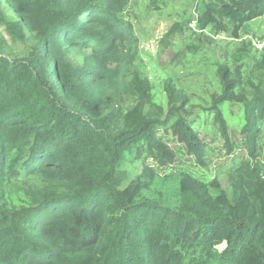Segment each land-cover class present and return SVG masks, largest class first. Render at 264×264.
Segmentation results:
<instances>
[{"label":"trees","instance_id":"1","mask_svg":"<svg viewBox=\"0 0 264 264\" xmlns=\"http://www.w3.org/2000/svg\"><path fill=\"white\" fill-rule=\"evenodd\" d=\"M130 2L0 0V25L27 47L11 53L0 32V264H264V50L243 71L253 47L242 32L264 0H189L161 39L186 53L202 52L191 35L237 46L234 65L214 62L202 109L229 155L239 147L220 106L239 105L246 153L209 181L163 138L211 167L186 93L149 76Z\"/></svg>","mask_w":264,"mask_h":264},{"label":"rangeland","instance_id":"2","mask_svg":"<svg viewBox=\"0 0 264 264\" xmlns=\"http://www.w3.org/2000/svg\"><path fill=\"white\" fill-rule=\"evenodd\" d=\"M186 1L188 2L185 4ZM130 3L132 7L130 19L133 23V31L138 36L139 49H141L144 59L149 63V76L154 80L156 86H158V79L160 77L171 78L174 80L175 85L186 93L189 102L184 116L194 122L192 123L193 128L197 129L200 137L206 143V151L211 162V167L209 169L195 167L192 157L185 152L183 145L175 139L170 131L165 133L163 138L177 153L176 162L178 166H184L194 176L209 181L218 171V166L224 167L236 155L245 156L246 153L242 135L238 131L240 125L244 122L241 107L229 102H224L220 106L229 122L232 141L239 147V149H236L235 152L229 155L225 152L223 140L216 132L215 126H212L211 116L205 115L202 109V107L208 106L210 103L209 94L213 93L216 89L214 62L225 60L234 65L233 53L237 48L235 41L225 35H220L219 37H213L219 40L218 42L208 43L202 37L191 35L189 36V41L198 45L202 49V52L186 53L183 50L178 52V48L176 47L178 42L177 36L172 37L170 42L165 38L163 41L161 39L173 21L179 19L183 10L191 11V2L189 0H171V7L162 9L160 12L155 10L154 7L147 6L148 0H132ZM156 13L159 14L157 15ZM190 25L193 28V22ZM0 32L7 42V50L11 53H22L26 50L27 47L24 43L12 42L1 25ZM242 32H244L243 37L246 39H250L253 36H262L264 38V16L246 23ZM256 54L259 55L260 52L253 49L249 56L243 58V71L246 66L252 64L253 57ZM261 130V140L262 138L264 140V124ZM179 152L181 155H179ZM259 154L260 159L264 161V147H262ZM159 173L161 175L164 174L162 169L159 170ZM217 176L221 187L230 191L226 176L219 173ZM223 247L224 243L218 245V249H222Z\"/></svg>","mask_w":264,"mask_h":264},{"label":"built area","instance_id":"3","mask_svg":"<svg viewBox=\"0 0 264 264\" xmlns=\"http://www.w3.org/2000/svg\"><path fill=\"white\" fill-rule=\"evenodd\" d=\"M251 43L256 49L264 50V38L252 37Z\"/></svg>","mask_w":264,"mask_h":264},{"label":"clouds","instance_id":"4","mask_svg":"<svg viewBox=\"0 0 264 264\" xmlns=\"http://www.w3.org/2000/svg\"><path fill=\"white\" fill-rule=\"evenodd\" d=\"M253 37H257V36H253ZM258 37H260V36H258ZM244 38H245V37H244ZM251 38H252V37H250V41H251ZM245 39H246V38H245ZM251 44H252V43H251ZM252 47H253V49L256 50V51H259V52L263 51V50H258V49H256L253 45H252Z\"/></svg>","mask_w":264,"mask_h":264}]
</instances>
